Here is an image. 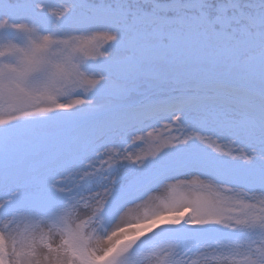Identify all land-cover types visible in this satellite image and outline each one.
<instances>
[{
  "label": "snow or ice",
  "instance_id": "snow-or-ice-1",
  "mask_svg": "<svg viewBox=\"0 0 264 264\" xmlns=\"http://www.w3.org/2000/svg\"><path fill=\"white\" fill-rule=\"evenodd\" d=\"M0 264H264V0H0Z\"/></svg>",
  "mask_w": 264,
  "mask_h": 264
},
{
  "label": "rangeland",
  "instance_id": "rangeland-1",
  "mask_svg": "<svg viewBox=\"0 0 264 264\" xmlns=\"http://www.w3.org/2000/svg\"><path fill=\"white\" fill-rule=\"evenodd\" d=\"M59 3L60 2H57V0H53L54 5H57ZM145 135L147 134L145 133ZM160 135H167V133L166 132L160 134L154 133L151 138L147 139L145 143H143L142 146L139 149H137V153L143 155L154 152L158 147L157 140H159ZM191 179H195V178H191ZM178 195L191 199L196 197L197 195L207 196L209 195V193L206 191L198 190L196 185L192 184V185L184 186L180 190ZM168 196H169V191L167 187L165 186L160 188L159 191L152 194V197L146 203H142L141 205L135 207L132 210V218H135L136 216H143L145 213L150 214L154 211H158L161 208V202L167 199Z\"/></svg>",
  "mask_w": 264,
  "mask_h": 264
}]
</instances>
